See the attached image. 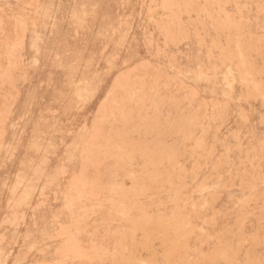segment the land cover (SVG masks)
<instances>
[{
	"label": "rangeland",
	"instance_id": "obj_1",
	"mask_svg": "<svg viewBox=\"0 0 264 264\" xmlns=\"http://www.w3.org/2000/svg\"><path fill=\"white\" fill-rule=\"evenodd\" d=\"M171 262L264 264V0H0V264Z\"/></svg>",
	"mask_w": 264,
	"mask_h": 264
},
{
	"label": "bare ground",
	"instance_id": "obj_2",
	"mask_svg": "<svg viewBox=\"0 0 264 264\" xmlns=\"http://www.w3.org/2000/svg\"><path fill=\"white\" fill-rule=\"evenodd\" d=\"M223 75H224V74H223ZM123 82H124V81H123ZM227 84H229V83H227ZM81 139H83V137H82ZM45 154H46V153H45ZM173 260H174V259H173ZM173 260H172V261H173ZM169 261H170V260H169ZM170 264H172V262H171Z\"/></svg>",
	"mask_w": 264,
	"mask_h": 264
}]
</instances>
